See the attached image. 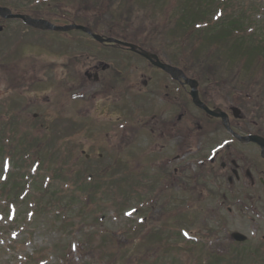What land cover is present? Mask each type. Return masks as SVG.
<instances>
[{"label": "rangeland", "instance_id": "obj_1", "mask_svg": "<svg viewBox=\"0 0 264 264\" xmlns=\"http://www.w3.org/2000/svg\"><path fill=\"white\" fill-rule=\"evenodd\" d=\"M155 1L159 4L151 7L143 5L142 0H0V6L45 16L56 26L73 19V23L88 24L98 33H112L140 45L146 44L149 36L152 41L148 46L161 60L198 68L203 77L220 84L224 94L231 84L224 88L222 82H234L232 86L237 82L234 79L239 85L252 83L246 88L254 90L255 95L251 96L253 100L240 101L244 105L242 113L264 130V83L256 84L259 79L237 74L230 54L228 60L216 51L209 58L207 47L200 49L202 53L194 52L197 47L191 42L198 34L189 30L184 39L183 31L174 25L173 13L182 9H169L170 4ZM235 1L231 0V6L220 5L222 16L232 17L231 13L237 11ZM244 11L253 26L264 25V0H248ZM122 16L128 22L121 21ZM4 27L0 34V264H106L118 247H124L125 264L128 259L136 264L137 257L140 264H264V244L256 233L260 229L251 221L253 214L246 201L242 206L236 199L225 198L231 208L228 213L219 206V197L154 193L150 158L157 152L149 135L134 132L141 112L138 100L126 99V127L131 130L127 138L131 142L120 150L119 136L114 139L112 132L101 126L104 116L91 112L85 124L72 127L64 121L72 117L68 106L67 117L56 120L53 84L34 78H39L40 68L46 64L59 65L60 53L69 44L90 46L82 51L103 59L99 47L78 32L61 37L20 23L6 22ZM66 38L77 42L67 43ZM84 52L78 51L87 55ZM124 60L128 66L142 65V60L132 55L126 54ZM13 61L23 63L13 65ZM188 71L195 76V69ZM148 76H153L152 72ZM12 85L15 94L23 96L12 95ZM144 111L149 117L150 109ZM25 135L44 142L38 164L31 160L29 149L21 153ZM11 141L16 151L9 154L22 157L24 167L16 169L10 158V170L5 173L2 167L6 159L10 160L6 154ZM93 142L99 146H91ZM81 151L90 160L85 161ZM98 154L102 158L98 159ZM73 174L79 179L69 183ZM9 176L12 178L8 180ZM45 190L61 193L51 209ZM9 206L13 210L7 217ZM234 232L246 240L236 243L230 238ZM136 244H140L138 249ZM134 251L138 255L133 259Z\"/></svg>", "mask_w": 264, "mask_h": 264}, {"label": "flooded vegetation", "instance_id": "obj_2", "mask_svg": "<svg viewBox=\"0 0 264 264\" xmlns=\"http://www.w3.org/2000/svg\"><path fill=\"white\" fill-rule=\"evenodd\" d=\"M7 21L0 18V34ZM68 38L67 43H75V39ZM78 47L65 46L64 53L59 51V65L46 64L40 68L39 78H34L40 83L49 80L53 84L56 120L67 117L68 106L72 117L64 121L72 127L85 124L91 119V112L97 117L104 116V119L100 117L101 126L111 131L114 139L119 136L120 150L130 141L126 99L138 100L141 112L134 132L149 135L152 148L157 152L150 158L154 193L157 196L181 192L183 195L193 193L199 198L219 197V206L225 207L228 213L231 208L225 198L236 199L242 206L246 201L253 214L251 221L260 229L256 233L264 244V142L261 147L247 139L257 136L264 141V130L242 113L244 105L240 101L245 99L237 98L240 95L237 84H231L224 94L213 79L191 77L186 68L170 62L162 61L178 68V72L169 74L145 60L139 67L128 66L124 60L127 50L118 45H98L103 59H98V54L82 51L90 46ZM79 49L87 55L79 54ZM63 59L71 60L62 62ZM18 63L22 64L14 61L13 65ZM26 71L28 69L23 74ZM151 72L153 76H148ZM136 77L139 81H132ZM190 80L196 82L197 99L208 111L191 100ZM146 107L150 109L149 117L145 116ZM144 141L146 143L147 139ZM91 146L99 144L93 142ZM85 158L89 160L88 156ZM97 158L102 155L98 154Z\"/></svg>", "mask_w": 264, "mask_h": 264}, {"label": "trees", "instance_id": "obj_3", "mask_svg": "<svg viewBox=\"0 0 264 264\" xmlns=\"http://www.w3.org/2000/svg\"><path fill=\"white\" fill-rule=\"evenodd\" d=\"M142 4L145 6L154 7L159 3H155V0H142ZM163 5L166 6L167 3L170 4V8L179 6L181 12H174V25H176V30L183 31L184 39L187 38L186 33H189V30L197 33L198 35L195 37L191 43V46L196 48L194 52L202 49L203 47H207L206 52L209 54V58L211 55L213 56V51H216L217 54L226 56L228 60L232 57V61L235 65V69L237 70V74L246 75L247 77H252L251 79H259L256 81V84L264 83V25H255L253 26L250 23V19L248 15H245L244 4L248 0H236L235 5L237 4V11L232 12V17H227L226 15L222 16V8L220 5L228 4L229 6L231 0H162ZM222 1V2H221ZM151 2V3H150ZM172 6V8H171ZM169 13H172L169 11ZM216 15L218 17H216ZM209 17V19H208ZM222 17V18H221ZM218 18H221L218 21ZM214 21L218 22H212ZM128 18L122 16L123 22H128ZM205 20H208L206 22ZM211 23V24H209ZM201 24L204 27H201ZM189 27V28H188ZM249 31V32H248ZM151 40V39H150ZM149 40V41H150ZM202 47V48H201ZM202 50L200 52L202 53ZM198 69V68H197ZM206 70V67H204ZM241 70L245 72H241ZM200 75H202L200 73ZM252 83L241 84L243 85L241 88L245 94L248 96H254V90H249L246 88L247 85ZM27 141L25 142L24 148L21 150V153L25 154L31 151L32 156L30 157L33 162L39 163L38 156H40L43 150L44 142L39 140L41 138H30L27 137ZM14 141L9 143V148L7 149V156L9 159L11 158L14 162L15 168L21 167L22 163H24L23 158L18 156L14 157L12 153L16 151L15 146L13 145ZM13 145V146H12ZM1 151V150H0ZM10 151H12L11 154ZM44 151V150H43ZM43 156V154H42ZM11 159L9 161H11ZM24 167V165H22ZM43 168V167H42ZM47 168V167H46ZM45 168V169H46ZM43 168V170H45ZM12 178L9 176L8 180ZM72 178V174L71 177ZM75 175L73 174V180L68 181L72 183L75 180ZM5 184L4 186H6ZM47 193L46 197L49 196V200L47 203L48 208H52L54 202L57 204L58 195L61 193L57 191L45 190ZM60 211V210H59ZM136 248L140 246V244H136ZM133 259L137 257L135 251L133 252ZM129 254V253H128ZM126 255L124 254V247H118L116 249L115 256L111 258H107L106 264H125L123 260H125ZM140 257L136 258V264H140ZM128 264H133V262L127 261Z\"/></svg>", "mask_w": 264, "mask_h": 264}, {"label": "water", "instance_id": "obj_4", "mask_svg": "<svg viewBox=\"0 0 264 264\" xmlns=\"http://www.w3.org/2000/svg\"><path fill=\"white\" fill-rule=\"evenodd\" d=\"M0 16L3 17V18H7V19H20L22 20L25 24L31 26V27H40V28H44V29H50V30H60V31H66V30H69V29H76V30H81V31H84L86 33H89L91 34L88 30H86L85 28L83 27H80V26H69V27H54L46 22H43V21H36V20H32L30 19L29 17L27 16H23V15H12L10 14V12L7 10V9H4V8H0ZM91 37L99 42V43H102V42H114V43H117V44H121L123 46H126L128 48H130L131 51H136V47L130 45V44H126V43H121V42H116V41H113L111 39H103L99 36H96V35H92L91 34ZM139 55L142 56L143 58H145L146 60L150 61L153 63V61H155L153 64L156 66V67H159V68H163V69H166L165 66H163L162 64H160L158 61H157V58L156 56L154 55H151V54H148L146 52H139ZM192 84H194L192 82ZM192 95V98L194 100H196V92L195 91H192L191 93ZM196 104L200 105L201 104L198 102V101H195ZM204 108V107H202ZM206 110V108H204ZM207 111V110H206ZM249 139L253 140V141H256V138L255 137H250ZM236 241H243L244 238L238 234H234L232 236Z\"/></svg>", "mask_w": 264, "mask_h": 264}]
</instances>
